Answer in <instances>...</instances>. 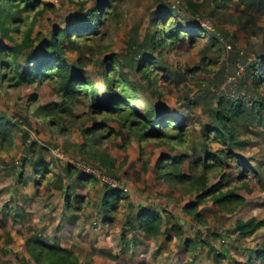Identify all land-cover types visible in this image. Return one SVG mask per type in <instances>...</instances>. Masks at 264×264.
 <instances>
[{"label":"trees","instance_id":"trees-1","mask_svg":"<svg viewBox=\"0 0 264 264\" xmlns=\"http://www.w3.org/2000/svg\"><path fill=\"white\" fill-rule=\"evenodd\" d=\"M127 1L100 0L86 11L81 6L83 13L80 18L65 27L54 28L45 36L41 32L32 35L33 25L39 16L54 10L53 3L44 0H0V81L9 88L35 83L51 84L53 91L61 98L60 102L37 105L32 114L47 117L48 125L58 126L61 132L68 129L66 122L73 125L70 121L72 104L81 102L82 98L83 102L87 100L86 112L92 124L80 130L84 138L80 148L86 147L89 152L91 148L98 163L96 165L80 159L82 163L77 164L75 161L79 160L72 159L61 164L56 156L60 163L56 161V165L61 168L58 172L50 161H44L41 152L44 147H38L39 143L35 141L26 143L25 133L24 150L36 152L37 149V153L33 159L26 151L17 165L16 174L24 184L26 179L20 175L24 173L27 160L35 166L37 174L50 173L54 177L50 183L63 191L67 206L72 208V197L77 198L75 187L95 181L97 176L116 181L110 176L115 171V159L105 151L95 149L108 135L118 134L108 125L115 120L120 128L126 127L127 132L136 135L139 141L157 139L171 149L180 150L179 154L170 152L169 155H159L154 170L160 180L190 195L192 199L187 201L183 210L196 224L205 225L206 221L199 212V206L205 202L211 201L224 212L233 211L245 202L237 189L246 186V183L237 184L229 173L223 172L224 168H231L232 162H237L238 169L258 176L263 165L256 164L257 172L250 170L242 161L241 153L248 145L249 140L245 135L252 126H264V28L257 23L264 16V0H240L243 7L236 21L243 30L250 28L251 33L260 35L261 39L258 43L249 42L245 51L237 48L234 37L215 23V11L226 7L232 0H213L206 14H203L201 4L193 0H185L184 3L180 0H159L158 15L151 19L154 31L145 32L140 41L135 37L126 41L127 54L122 61H118L114 55L100 58L97 65L103 66L98 73L102 82L96 85L93 78L86 74L84 61L77 59L78 67H71L66 60L67 51L90 48L94 40L101 39L99 33L102 28L107 32L110 27L118 25L123 18L121 5ZM103 8L105 11H102ZM205 21L211 27L203 25ZM195 36L206 38V48L200 62L195 68L186 69L191 73L189 80L197 85L199 91L189 103H201L207 114L206 120L200 121L198 132L191 131L180 120H173L176 116L170 111L150 103L146 104L143 112L133 107L137 86H142L140 80H144L148 88H155L157 70L169 72L171 78L173 75L172 80L176 85L186 81V73L169 67L164 52L171 46L175 49V43L182 40L192 43ZM209 51L223 53V58L218 61V69L210 72V77L199 78L197 70L204 72L203 68L215 65V59H209ZM124 66L129 69L123 71ZM132 71L139 78L133 80ZM185 89L188 90V87ZM179 113L190 117L185 109ZM16 128V122L0 113V153L8 152L15 144ZM139 153L141 158L142 146ZM149 162L150 159L143 160L142 169H147ZM103 167H106L105 173L96 170ZM219 172L221 174L216 181L210 182ZM258 180L264 185L263 179ZM116 183L111 185L103 181L105 191L100 201L103 221L112 219V212L116 211L122 199L127 198L123 195L125 187L118 181ZM262 206L264 208V202ZM138 208L133 216L135 219H129L128 227L123 231L138 229L149 238H157L170 231L176 237L184 234L182 223L165 208L158 210L150 204H139ZM162 212L165 214L162 215ZM262 227L264 219L251 217L244 221L237 220L230 231L240 236H250ZM209 235L210 239L219 236L218 233ZM167 237L171 239L169 235ZM199 238L200 235L192 242L191 237L185 238V248L191 247L196 251L197 243H209L207 239L201 241ZM25 247L35 264H80L72 250L61 246L55 238L49 242L35 231L26 239ZM249 252L251 256L247 261L234 258L231 261L234 264H254L253 259L262 258L260 263L264 264V244L249 249ZM213 256L218 259L227 255L213 252ZM22 264L31 263L24 259Z\"/></svg>","mask_w":264,"mask_h":264},{"label":"rangeland","instance_id":"rangeland-1","mask_svg":"<svg viewBox=\"0 0 264 264\" xmlns=\"http://www.w3.org/2000/svg\"><path fill=\"white\" fill-rule=\"evenodd\" d=\"M44 1L53 3L54 10L46 11L43 16L37 18L32 35L41 32L48 36L54 28L65 27L80 18L83 13L81 6L86 11L96 6L100 0ZM180 1L184 3L185 0ZM193 1L201 4L203 14L208 13L209 7L213 5V0ZM205 1L208 2L207 5ZM158 3L159 0H128L126 4L121 5L123 18L118 25L110 27L107 32L102 28L100 32L105 34L99 33L101 39L94 40L90 48L67 51L66 60L72 68L78 67L77 59L84 61L86 74L93 78L96 85H100L102 81L98 73L103 66L97 65L98 60L114 55L118 61H122L127 54L126 41L132 37L140 41L145 32L154 31L151 19L158 15ZM242 7L240 0H232L226 7L217 9L214 15L216 25L230 33L234 37L236 47L245 51L249 42L258 43L261 39L260 35L252 34L250 28L243 30L236 21ZM257 23L264 28V16H261ZM202 24L211 27L206 21ZM205 43L206 38L195 36L192 43L182 40L175 43V49L174 46L168 47L164 52L166 62L173 70L186 73V81L176 85L172 80L173 75L171 78L169 72L157 70L155 88H148L144 80H140L142 86H137V98L133 101L135 110L143 112L146 104L150 103L170 111L176 116L173 120H180L191 131L198 132L200 121H205L207 114L201 103H189L199 91L197 85L189 80L191 73L186 69L195 68L200 62L206 48ZM170 48L173 50H169ZM208 54L209 59H215V65L210 64L203 68L204 72L197 70L196 75L199 78L210 77V72L218 69V61L223 58V53L218 54L216 51H209ZM128 69L126 66L122 68L123 71ZM132 75L133 80L139 78L133 71ZM262 91L264 92V87ZM60 99L49 83L9 88L5 82L0 81V113L8 115L16 122L17 127L15 144L8 152L0 153V264H22L24 259L35 264L25 247L26 239L34 231L49 242H52L53 238L57 239L61 246L74 252L80 264H234L231 258L247 261L251 256L249 249L253 250L264 244L263 227L250 236H240L230 231L239 219H264V185L258 180H264L263 125L252 126L245 135L249 140L248 145L241 153L242 161L250 170L257 172L256 164L263 163L259 175L254 176L244 169H238L237 162H232L231 168L226 167L223 170L229 173L237 184L246 183V186L237 189L245 198L244 204L237 206L233 211L224 212L211 201L205 202L199 206V212L206 224L198 225L183 210L187 201L192 199L190 195L183 194L181 189H174L160 180L154 170L159 155H169L170 152L179 154L180 150L171 149L168 144L157 139L139 141L136 135L127 132L126 127L120 128L115 120L109 122L108 125L117 130L118 134L108 135L95 149L105 151L109 157L115 159V171L108 175L125 187L123 195L127 198L122 199L116 211L112 212V219L103 221L100 201L105 186L102 178L97 176L95 181L75 187L77 198L72 197V208L69 209L63 191L50 183L54 178L50 173L37 174L35 166L27 160L24 173L20 175L25 177L27 183L21 184V178L16 174L22 155L27 151L28 156L34 159L37 153V149L36 152L32 149L24 150L25 133L26 143L35 141L39 143L38 147H44L41 150L44 161H50L58 172L61 168L56 165L57 162L63 164L72 159L79 160L75 161L77 164L82 163L80 159H84L98 165L90 147V152L86 147L80 148L84 142L80 130L92 124L86 112L87 100L83 102L82 98L81 102L72 104L70 121L73 125L66 122L68 129L64 132L56 125H48L47 117H35L32 114L37 105L59 103ZM183 109L188 111L189 118L179 113ZM140 146L143 147L141 158L150 159L145 170L142 169L143 160L139 158ZM56 156L59 157L60 163ZM96 170L101 173L107 171L106 167ZM220 174L219 172L210 182H215ZM111 181L117 184L116 181ZM139 204H150L158 210L165 208L182 223L184 234L176 237L173 231H170L157 238H149L138 229L123 231L128 227V220L132 219L139 209ZM164 214L162 212V215ZM210 233H218L219 236L210 239ZM199 235V240L207 239L209 243H197L196 251L191 247L186 249L184 239L191 237L192 242L197 240ZM224 236L225 238H222ZM213 252L226 253L227 256L217 259ZM261 261L262 258L253 259L252 263L259 264Z\"/></svg>","mask_w":264,"mask_h":264},{"label":"built area","instance_id":"built-area-1","mask_svg":"<svg viewBox=\"0 0 264 264\" xmlns=\"http://www.w3.org/2000/svg\"><path fill=\"white\" fill-rule=\"evenodd\" d=\"M80 166L84 167L85 169H89L88 167H85V166H83V165H80ZM102 179H103L104 181H107V182L111 183L112 185H115L114 182H112L111 180L107 179L106 177H103Z\"/></svg>","mask_w":264,"mask_h":264},{"label":"crops","instance_id":"crops-1","mask_svg":"<svg viewBox=\"0 0 264 264\" xmlns=\"http://www.w3.org/2000/svg\"><path fill=\"white\" fill-rule=\"evenodd\" d=\"M10 211V210H9Z\"/></svg>","mask_w":264,"mask_h":264}]
</instances>
